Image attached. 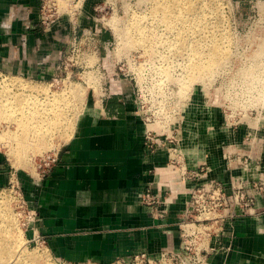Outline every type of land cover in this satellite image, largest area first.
<instances>
[{
  "label": "crops",
  "instance_id": "1",
  "mask_svg": "<svg viewBox=\"0 0 264 264\" xmlns=\"http://www.w3.org/2000/svg\"><path fill=\"white\" fill-rule=\"evenodd\" d=\"M39 4L0 0V72L45 80L56 69L50 62V37L38 21ZM87 25L93 23L81 24L77 32ZM130 86L128 80L112 81L110 88L113 93ZM132 93L125 90L124 99L106 101L101 112L85 115L79 134L59 150L57 164L40 183L24 178L39 214L38 233L57 258L72 264H112L138 253L157 257L162 248L179 250L183 188L197 181L183 183L177 171L168 169L166 150L145 151L144 124ZM254 132L244 123L228 124L214 107L176 137L188 169L204 164L209 177L228 187L235 175L247 180L257 176L253 165L242 167L244 155L261 158L264 168V144L258 141L264 131ZM248 136L252 139L247 142ZM153 168L156 174L149 173ZM2 175L0 187L7 184ZM148 181L168 185L159 192L171 201L161 217L150 215L140 202ZM256 206L260 215L238 217L225 228L222 241L230 249L211 255L210 264H264V197Z\"/></svg>",
  "mask_w": 264,
  "mask_h": 264
},
{
  "label": "rangeland",
  "instance_id": "2",
  "mask_svg": "<svg viewBox=\"0 0 264 264\" xmlns=\"http://www.w3.org/2000/svg\"><path fill=\"white\" fill-rule=\"evenodd\" d=\"M136 1L138 0H57V14L51 18L55 20L46 30L50 37V62L51 64L55 63L56 69L45 80L25 78L11 73L0 72V87L4 82L3 80H8L13 77L21 81L23 80V82H27L31 86L38 85L37 89H40L37 91L38 94L37 92H35L36 94L34 93V88L32 90L26 89L25 91L26 98L33 96L30 98L31 100L27 98L31 102L33 99L43 98L48 96V94L58 96V93L60 96L62 92H65L68 85L70 86L71 84L80 88L81 92L83 91L81 93L83 97L81 96V103L79 104V107L80 105L81 107H78V110H80V112L78 111L79 119L74 124L73 129L70 128L67 130L69 136L67 135L63 139V136L59 132H53L50 135L51 137L49 136L51 139L47 138L49 139L48 146H42V148L44 147L43 149L41 148L44 150L43 152L41 149H37V144L32 140V142L30 141L27 144L28 146H23V143L20 141L21 138L19 139L16 135H14L15 137L10 135L12 131V133L16 132L17 126L14 118H18L17 116L21 112H17L18 110L16 109L19 107H15V100L14 102L12 101L13 97H8L7 99L5 97H3L5 99L2 98L3 104L8 100V104L3 105V107L6 108L10 104L8 107L11 108V105H13L12 108L14 110L7 107L4 109L9 111L8 115H6L7 117H3L4 115L0 116V119L4 120L5 118V122H0V165H2L0 175H2L1 171L5 175L10 171V174H7V176L2 175L3 180L7 181V184L0 187V207L5 208L4 204L7 207L5 209L0 208V211L1 213L4 211L12 215L10 221L12 227L10 228L14 234H19V241L22 240L20 242H23L21 243L22 247L29 252L44 254L46 259L43 258V261L46 262L47 260L48 264L72 263L53 255L47 247L44 238L38 233L39 214L34 207L35 205L33 206L30 197L31 194L24 187V178L31 179L35 184L40 183L43 179V177L41 179L40 169H38L41 157L49 151H59L63 146L71 143L79 134L85 115L101 112L106 101L124 99L123 94L115 95L111 92L109 81L113 72V64L116 65L115 70L124 73L125 77L127 76V79L131 83V86L125 88L123 91L131 90L133 92V102L136 98L135 93L137 89H140L142 98H139L138 103H134L136 113L142 119V116H145L142 112L144 110L146 117H150V120L145 123H157V129L155 130L158 132L176 133L183 126L193 121L195 122L196 117L204 115L207 110L214 107L220 110L228 124L241 122L248 129L261 130L260 123L264 120V97L262 96L264 95V91H262V88H264V49L262 48L264 40L258 43V48L252 40L254 31L253 21L257 19L255 12L252 10V5H255V2L258 0H209L210 2L204 0L205 3H208L209 7L205 6L207 10H203V33L212 36L217 31L216 34L221 35V37L223 35L224 37L222 38L224 40L221 39V42L224 41L223 48H226L227 56L224 60L225 64L223 62V66H218L215 69L217 71L214 70L211 78L209 76L204 80H197L195 83L191 82L192 84L188 85L187 89L181 87L182 84L179 82V79L186 74V69L183 66L186 60H184L183 56H176L174 52H168V50H160L156 56L159 57L162 53L165 54L167 56L165 61H162L156 56L154 58L155 60L146 59L147 57H145L143 50L139 46L125 47L123 39L121 37L119 38L116 34L118 32H115L111 28V22H113L121 31L123 28L125 29L132 24L129 21H133L135 16L147 14L148 3L145 1H141V3ZM124 6L126 7L125 9ZM54 11L55 9L50 10L47 14L49 15ZM112 18L113 20H111ZM89 20L95 23L97 28L102 31L103 36L106 37L103 40L106 42L110 41V46L108 47L109 57L105 59L104 63L106 70L102 69L101 59H99L98 55H89L88 64L92 67L83 69L79 68L77 64L81 58L77 48L73 50L71 48L68 54H64L70 30L74 25L86 24ZM118 29L117 31H119ZM193 37L195 38V36ZM193 37L192 39L194 40ZM198 37L200 36H196L197 39ZM207 39L209 38L206 37V39L203 38L202 40L207 42ZM103 56L104 52L102 55L100 54V57ZM166 67L167 69L164 72L161 71ZM88 77L91 78L88 80ZM120 82L123 83L124 80ZM257 86L258 89H256ZM4 89L9 93L8 95L24 93L23 90L12 89V87H9L7 90L5 86L2 89L4 93L6 92ZM10 89L12 91H9ZM15 89L18 91L15 92ZM27 90L31 96H27ZM41 91L43 92L41 93ZM44 92L47 94L46 96ZM35 96L37 97L34 98ZM257 96H260V98ZM25 106H23L24 109L26 108ZM12 111H15V115ZM10 112H12L11 117L13 118L7 119L10 116ZM6 120H9L10 123ZM8 208L9 210H6ZM4 221L6 220L4 219ZM11 222H14V225ZM12 232L11 234H13ZM134 256L130 260L118 261L112 264H179V262L170 263L167 259L159 257L160 255L155 257L147 256L146 254V258L150 262L142 261L141 257L135 259ZM6 262L4 263L3 261L1 263L7 264Z\"/></svg>",
  "mask_w": 264,
  "mask_h": 264
},
{
  "label": "built area",
  "instance_id": "3",
  "mask_svg": "<svg viewBox=\"0 0 264 264\" xmlns=\"http://www.w3.org/2000/svg\"><path fill=\"white\" fill-rule=\"evenodd\" d=\"M56 1L40 0L38 21L45 29H48L50 24L55 20L51 18L57 14ZM259 3L261 4L259 5ZM53 9L55 11L48 15L47 12ZM252 10L257 16V19L253 21L254 31L252 40L258 48V43L264 40V0L256 1L255 5H252ZM78 28H80V24L74 25L70 30L64 54H68L71 48L72 50L77 48V51L81 55L80 61L77 64L79 68L83 69L92 67L88 64L89 55H98L99 59H101L102 69L106 70L104 63L105 59L109 57L108 47L110 46V41L106 42L103 40V33L97 28L95 23L82 27L80 33L77 32ZM103 52L104 56L100 57V54L102 55ZM115 68L116 65L113 64V72L109 81L110 84L113 80L118 82L128 80L124 73L117 72ZM123 92V90L117 89L113 93L115 95H122ZM135 96L134 103H138L139 98H142L140 89H137ZM140 102L142 103V101ZM142 112L145 115L142 116L145 125V151L152 153L157 149L166 150L169 155L167 166L183 170L181 176L182 182L184 183L187 179L197 181L196 185L190 188H183V193L186 194V198L178 222L180 237L179 250L173 251L162 248L159 257L167 259L170 263L210 264L209 258L211 255L220 250L227 251L230 249L222 241V233L225 231V228L232 227L234 220L238 217L258 216L261 214L256 206V202L258 198L264 197V168L261 169L263 161L259 157L252 159L249 155H244V158L239 161L242 167L246 168L253 165L258 171L257 176L247 180L235 175L231 177L229 186L226 187L221 181L208 176L209 171L204 164L196 168L188 169L182 154L181 140L176 137V133L158 132L154 129H148V124L145 122L149 121L150 117H146L144 110ZM260 129L264 131V120L260 123ZM249 131L258 132V130L251 128ZM246 139L248 142L252 138L248 136ZM258 141L264 144V134ZM172 153H175L174 157L171 156ZM58 160L59 151H49L41 157L38 164L41 179L57 164ZM230 168L233 169L234 167ZM149 173L156 174V169L149 170ZM155 187L157 189L156 193L153 191ZM163 187H168V185L148 181L139 196L140 202L148 208L149 214L154 217L163 216L166 212L164 208L166 203L171 202L169 195L166 197L159 195ZM139 257H141L142 261L150 262L146 258L145 253H138L134 256L135 259Z\"/></svg>",
  "mask_w": 264,
  "mask_h": 264
},
{
  "label": "bare ground",
  "instance_id": "4",
  "mask_svg": "<svg viewBox=\"0 0 264 264\" xmlns=\"http://www.w3.org/2000/svg\"><path fill=\"white\" fill-rule=\"evenodd\" d=\"M138 1L139 3H141V1H145L148 3L147 14L145 13L142 16L134 15L135 17L133 18V21H129L132 24L130 23L131 25L129 24L130 26L128 25L129 27L125 29L122 27L124 30L122 29L121 31L116 27L115 23L111 22V25H112L111 28H113L115 32H118L116 34L119 36V38L121 37V39H123V44L125 45V47L127 46L128 48V46L131 47L134 45L139 46L140 49L143 50L145 57H147L146 59H149V60H153L156 54L160 52V50H165V51L168 50V52L169 51L174 52L176 56L177 55L183 56L184 60H186L185 65H183L184 69H186V72H185L186 74L185 75L183 74L184 76L179 79V82L182 84V86L181 84L180 86L186 89L188 88V85H191L193 82L195 83V81L197 80H204L208 78L209 76L211 78V75L213 74L214 70L218 66L220 67L223 64V62L225 64L224 60L227 56V53L225 51L226 48L225 49L223 48L224 41L221 42V39L224 40V38H222L224 36L222 35L221 37V35L216 34L217 31L212 36H208L203 33L204 31V27H202L203 26L202 25L203 24V18H202L203 10L204 9L207 10L206 7L208 6V3H205L204 0H138ZM208 1L209 0H207V2ZM125 6H124V9L126 8ZM111 20H113V18ZM117 29L120 32L117 31ZM193 36H195V38L196 36H200V37H198V39L197 38L195 39ZM169 37H173V38H169ZM192 37L194 38V40L192 39ZM206 37H208L209 39H207V42L206 41L204 42L202 39L203 38L206 39ZM262 48L264 49V45L262 46ZM199 49H202V50H199ZM166 57L167 56L162 53V55L157 58H160L162 61H165ZM165 69H167V67L163 68V70L161 71L164 72ZM89 78L91 77H88V80ZM3 81L4 82L2 86L3 87L5 86L7 90L9 89V87L10 88L12 87V89L16 88L18 90L20 89V91L21 90L24 91L23 94L17 92L18 93V94L16 93L17 95H12V94L8 95L9 93L5 89H4L6 91L5 93L2 91L3 89L2 86H1L2 89L0 90V101H1L0 102V116L4 115L3 117H7L6 115H8L9 113V111H6L4 109H6L10 104L8 106L6 105L7 106L6 108L3 107V105L5 106V104H8V100H6V102L3 104L2 100L5 98L7 99L8 97L9 98L13 97L12 101L14 102L15 100V103H14L15 107L16 108L19 107L16 110H18L17 112L19 113L21 112L20 113L21 116L19 114V116L16 115L18 118L16 117L14 118L15 120L14 122L17 126V129L15 130L16 132L12 133L13 132L12 131L11 134L10 133L9 134L13 136L16 135L17 137H19V139L21 138L20 141L23 143V146H28L27 144H29L31 140L37 144V149H41L42 146L44 145L48 146L47 144L49 143L48 141L49 139L47 138H50L51 137L50 135H52L53 132H59L60 135L63 136V139H65L67 135L69 136V134H67V130L70 128L73 129L74 124L79 119L80 110L78 109L81 107V105L79 107V104L81 103L80 101H81V98L83 97L81 94L83 91L81 92L80 88H78L77 86H74V84H71L70 86L67 84L68 87L65 89V92H62L60 96L58 93H57L58 96H54V95L51 96L52 94L51 95L48 94V96H46L47 95L46 93H48L46 92L47 91L46 89V91L43 90L46 92V93L44 92L46 97L38 99L36 97L37 96L39 97V95H37L34 97L36 99H33L31 102L30 98H32L33 96H31V94L28 93V90H27V93H28L27 96H31L29 98L27 97L28 99H30L28 100L25 97L26 95L25 91L26 89L32 90L34 88L33 90L35 93L38 90H40V89H37L38 85L31 86L27 82H23V80L21 81L14 77L8 80H3ZM16 89L14 90L15 92L18 91ZM256 89H258V86ZM262 89H263L262 91H264V88ZM9 91H12V90L10 89ZM43 91H41V93ZM183 92H184V89H183ZM262 96L264 97V95ZM258 98H260V96ZM13 102H11V104H13ZM12 106L13 105H11V108L10 107L8 108L11 110L12 109L14 110ZM23 106H25L26 108L24 109ZM12 112H14V115H15V111H12ZM12 112H10L9 114L10 116H8L9 118L7 119L13 118L11 117ZM1 121L5 122V118L4 120L0 119V122ZM6 121L8 122L9 120H6ZM148 129L150 130L157 129V123L148 124ZM4 132L7 133L6 131ZM12 149L15 151L14 148ZM43 151L44 150H42V152ZM11 153L13 154V152ZM14 154L16 153L14 152ZM171 156L174 157L175 153H172ZM232 166L235 167L234 164H232ZM167 168L170 170L177 171L178 174L182 176L181 169L174 168L172 166H167ZM4 206L5 208L7 207L6 204H4ZM3 208L4 207H2L1 209ZM6 210H9V208ZM8 215L10 214L5 213L4 211L3 213H1L0 211V264H2L1 262L3 261L5 263L7 260H8L6 262L7 264H48L47 260L46 262L43 261V258L46 259V257H44V254H39L36 252H29L25 250L24 247H22L21 243L23 242H20L22 240L19 241V234H14L10 228L12 227L10 224L12 215L10 216ZM3 217L6 221H4ZM11 232L13 234H11Z\"/></svg>",
  "mask_w": 264,
  "mask_h": 264
}]
</instances>
